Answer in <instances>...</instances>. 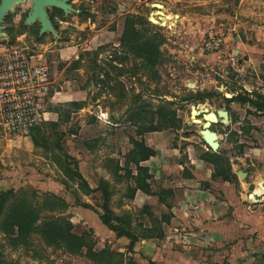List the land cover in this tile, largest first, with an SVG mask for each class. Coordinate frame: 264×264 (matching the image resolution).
I'll use <instances>...</instances> for the list:
<instances>
[{
	"label": "rangeland",
	"instance_id": "374dc122",
	"mask_svg": "<svg viewBox=\"0 0 264 264\" xmlns=\"http://www.w3.org/2000/svg\"><path fill=\"white\" fill-rule=\"evenodd\" d=\"M67 3L71 8L46 6L50 28H44L40 19L28 22L32 0L15 3L1 22V31L5 33L0 36L1 41L26 45L42 55L51 69L53 94L57 89L81 90L86 98L50 103L49 110L64 114L60 116L57 112V119H49L42 125L51 150L34 145L25 133L0 132V190L26 188L37 192L39 200L42 193L57 194L70 206L55 215L69 217L75 232H86L95 249L106 246L117 251L122 244L98 226L106 227L97 213L81 205L90 203L101 210V191L88 194L80 191L76 182L66 178L54 157L68 154L75 159L69 163L85 178L92 176L93 189L99 179H106L102 169L108 164L111 177L107 180L113 191L111 208L117 214L131 212L138 223L149 225L148 214L140 208L148 200L130 197L135 182L125 172L128 169L136 173L135 165L128 163L134 141L144 140L159 149L149 159L150 163L143 162L148 167L160 166V183L149 180L154 191L170 185V181L177 184L175 177L179 175L196 178L190 168L184 166L182 170L180 164L185 162H178L181 155L190 161V156L199 159L210 151L199 133L201 126L191 122V106L215 111L224 107L223 103L230 104L232 122L229 126L214 125L212 129L220 135V155L229 161L237 175V180L230 183L241 189L243 182L253 180L251 175L264 178V112L236 99L237 95L255 98V89L264 93V0H67ZM154 3L164 6L169 15L165 14L166 18L159 15L164 10L154 7ZM132 16L141 20L136 22V28L144 35L143 39L155 36L158 40L160 54L153 68L144 57L121 43L126 19ZM151 16L158 23H153ZM240 32L245 34L246 41H242ZM237 49L241 53L234 57L232 53ZM123 57L127 58L123 61ZM245 57L247 61L237 64ZM228 72L241 77L240 82L232 78V89L225 87L223 80ZM225 94L234 96L229 101ZM71 102L77 104L69 105ZM169 109L176 113L175 123L170 121ZM57 145L61 153L57 152L60 149ZM257 157L261 159L258 162ZM120 161L123 167L117 171ZM191 167L196 169L194 165ZM237 170L248 174L241 178ZM253 192L254 186H249L248 196ZM150 207L158 215L167 210L163 206ZM37 236L32 238V245L14 246L0 230V264H97L85 255L49 246ZM119 251L128 254L126 249ZM134 252L132 256L136 258ZM258 254V264H264V254ZM143 263L141 259L139 264Z\"/></svg>",
	"mask_w": 264,
	"mask_h": 264
},
{
	"label": "trees",
	"instance_id": "16d2710c",
	"mask_svg": "<svg viewBox=\"0 0 264 264\" xmlns=\"http://www.w3.org/2000/svg\"><path fill=\"white\" fill-rule=\"evenodd\" d=\"M137 21L141 22L140 19L134 16L127 17L121 36V43L127 44V46L124 45L127 49L132 50L138 56L144 57L149 62L150 67L153 68L160 54L158 40L155 36L143 39L144 35L136 28ZM147 22L154 25L151 21ZM126 56H128L127 53ZM125 58L127 57H123L121 60L124 61ZM52 94L53 92L51 91ZM255 95V98L237 95L236 99L242 103H249L259 112H264V97ZM76 104L75 102L69 103V105ZM169 111V114H171L170 121L175 123L177 121L176 113L170 109ZM57 112L60 116L64 115L60 111ZM45 122L32 128L27 135L31 137L34 145L51 150L52 147L48 144L47 138L42 131V125ZM52 124L57 125V123ZM60 135L63 136L64 133ZM57 146L60 148L57 152L61 153L60 145ZM156 154V149L147 145L144 140L134 141V148L131 150L128 163L132 162L135 165L136 173L128 169L125 171L127 177L135 182V186L131 189L130 197L134 198L137 191L140 190L147 194L157 195L160 202L170 207L171 203L168 201V197L173 195V189L162 188L159 191H154L149 181L153 178V175L150 173L149 167L143 164V162ZM201 159L213 164L214 172L212 176L214 179L221 178L228 182L237 180V175L233 172L231 164L220 155L218 150L213 151L210 148V151L205 152ZM54 160L62 167L66 178L76 182L79 190L83 193L88 194L93 192V190L101 191V210L96 209L90 203H83L81 205L96 212L102 223L114 232L117 237H126L130 240L126 246L128 254L119 250L113 251L106 246L100 250L95 249L94 241L86 232H75V225L69 217L54 214L55 212L67 209L70 205L65 199L52 192L42 193L39 196V200L37 199V192L26 188L18 190L13 187L1 189L0 230L8 236L14 246L20 244L24 246L32 245V238L39 235L41 240L47 245L60 249L63 248L70 253L85 255L89 260L97 264H139L135 257L132 256L136 242L152 237L162 238L164 236L163 223L169 222L170 215L163 213L161 218H158L151 212L150 205H144L143 211L148 214L151 220V226H149L145 225V223H138L131 212L117 214L110 205L113 195L110 181L101 178L98 181L97 187L93 189L82 172L69 163L75 159H72L68 154H57ZM121 167L123 166L118 165L117 171ZM147 264L156 263L149 259Z\"/></svg>",
	"mask_w": 264,
	"mask_h": 264
},
{
	"label": "crops",
	"instance_id": "0c3cea01",
	"mask_svg": "<svg viewBox=\"0 0 264 264\" xmlns=\"http://www.w3.org/2000/svg\"><path fill=\"white\" fill-rule=\"evenodd\" d=\"M163 7L160 10L164 11L159 12V15L166 18L169 14ZM83 96L81 90L57 89L52 95V101H77L86 98ZM102 113L110 116L105 110H102ZM57 117V112L48 109L46 121ZM154 149L159 151L155 146ZM246 155L251 154L246 153ZM256 159H258L256 162L261 160L259 157ZM151 160L147 161L150 163ZM244 160L247 163L248 159ZM120 165L123 166L122 161ZM180 165L182 170L184 166L190 168L196 178L179 175L175 177L177 184H172L173 182L170 181V185L160 187V189H173V195L168 198L171 199V208L160 202L157 195L140 190L136 193L134 200L139 201L143 198L148 200L145 204L163 206L167 209L160 215L155 213L156 217L161 218L163 213L170 215L169 222L163 223L162 238L152 237L136 242L134 247L136 261L139 263L143 259V264H147L149 259L156 264H258V253L264 254V178L261 176L254 178L251 175L253 180L243 182L241 189H237L233 183L214 179L213 164L209 165L201 158L190 156V161L185 160V163ZM192 165L196 166V169L191 167ZM109 167L107 164L106 168L103 166V169L100 168L106 179L111 177ZM149 167L153 175L152 181L160 183L158 181L160 166L149 164ZM87 178L90 180L89 183L94 181L92 176ZM252 185L254 193L263 196L260 200L248 196L249 186ZM249 198L257 201H250ZM92 220L96 221L95 217H92ZM98 226L102 230L109 231L110 236L122 244L117 250L126 249L130 242L128 238L117 237L110 229L101 224Z\"/></svg>",
	"mask_w": 264,
	"mask_h": 264
},
{
	"label": "built area",
	"instance_id": "2783aa9c",
	"mask_svg": "<svg viewBox=\"0 0 264 264\" xmlns=\"http://www.w3.org/2000/svg\"><path fill=\"white\" fill-rule=\"evenodd\" d=\"M221 43L217 41V47ZM52 84L42 55L26 45L0 40V132L27 135L46 121Z\"/></svg>",
	"mask_w": 264,
	"mask_h": 264
},
{
	"label": "water",
	"instance_id": "95a60500",
	"mask_svg": "<svg viewBox=\"0 0 264 264\" xmlns=\"http://www.w3.org/2000/svg\"><path fill=\"white\" fill-rule=\"evenodd\" d=\"M22 0H1L0 2V36L5 35L4 32L1 31L2 26L1 22L8 11H12L14 8V4L20 2ZM34 5L32 11L28 17V22L34 21L36 19H40L44 28L52 27L50 24V20L47 17L46 6L52 5L57 7H70L71 6L67 3V0H32ZM154 7L159 8L162 6L161 4H153ZM151 21L153 23H158L153 16H151ZM239 35L241 36L242 41H246V36L243 32H240ZM238 52V49L236 50ZM254 93L258 96H263L264 93L259 91L258 89L254 90ZM218 113L221 117H223V122L227 123L229 119L227 109H219ZM203 114L204 119L199 118V115ZM218 116L216 111H210L208 108L205 109H198L196 105L191 106V122L196 125H200L201 128L199 133L206 143L213 151H217L220 148V136L217 131L212 129L213 124L217 123ZM179 163L185 162V156L181 155L178 159ZM236 173L241 177L244 178L247 175V172L242 170H237ZM264 186V181H263ZM254 196L257 200H260L263 196L258 193H250V197ZM264 200V198H263Z\"/></svg>",
	"mask_w": 264,
	"mask_h": 264
},
{
	"label": "flooded vegetation",
	"instance_id": "af4514ba",
	"mask_svg": "<svg viewBox=\"0 0 264 264\" xmlns=\"http://www.w3.org/2000/svg\"><path fill=\"white\" fill-rule=\"evenodd\" d=\"M240 53H241L240 50H238V52H237L236 50H234L233 53H232V55H233L234 57H236V56L240 55ZM239 58H240V57H239ZM239 60H241V59H239ZM247 60H248V57L242 58V60L239 61V62H237V64H242L243 62H245V61H247ZM220 61H221V62H225L226 60L221 59ZM232 68H234V67H232ZM222 77H223V75H222ZM232 78H234L236 82H240V81H241V77H235L233 72H228V75H227L226 77H223V80H224V82L226 83V86H225V87H230V89L233 88L234 83L231 82V81H232ZM220 90L223 91L222 88H221ZM233 96H234V95H228V94L226 95V94H225V97H226V99H228V100L231 99ZM229 101H231V100H229ZM228 103H230V102H228ZM223 104H224V105H223L224 107L219 108V109H227V111H228V115H229L228 122H227V123H224V122H223V117H221V116L219 115V113H218V110H219V109H217V110H215V111H216L217 116H218V121H217V123L213 124V126H214V125L229 126V125L231 124V122H232V119H233V113H232V111H231V109H230V104H226V103H223ZM199 118L204 119L203 114H200V115H199Z\"/></svg>",
	"mask_w": 264,
	"mask_h": 264
},
{
	"label": "bare ground",
	"instance_id": "6f19581e",
	"mask_svg": "<svg viewBox=\"0 0 264 264\" xmlns=\"http://www.w3.org/2000/svg\"><path fill=\"white\" fill-rule=\"evenodd\" d=\"M162 8V6H160L159 8H157V9H161ZM163 16V15H162ZM168 26V25H167ZM264 189V188H263Z\"/></svg>",
	"mask_w": 264,
	"mask_h": 264
}]
</instances>
